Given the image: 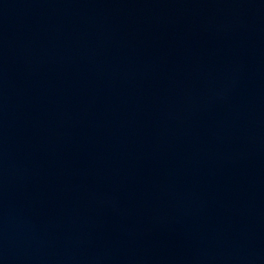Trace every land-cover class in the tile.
Wrapping results in <instances>:
<instances>
[{
	"label": "water",
	"instance_id": "1",
	"mask_svg": "<svg viewBox=\"0 0 264 264\" xmlns=\"http://www.w3.org/2000/svg\"><path fill=\"white\" fill-rule=\"evenodd\" d=\"M0 264H264V0H0Z\"/></svg>",
	"mask_w": 264,
	"mask_h": 264
}]
</instances>
